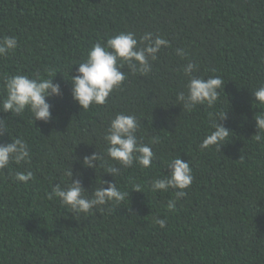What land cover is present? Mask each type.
Instances as JSON below:
<instances>
[{
  "label": "trees",
  "instance_id": "1",
  "mask_svg": "<svg viewBox=\"0 0 264 264\" xmlns=\"http://www.w3.org/2000/svg\"><path fill=\"white\" fill-rule=\"evenodd\" d=\"M129 31L137 39L146 32L162 36L169 46L149 74L125 67L126 80L107 102L82 110L71 96L78 63L94 43ZM5 36H15L18 47L0 56V100L4 79L16 74L51 77L63 95L48 100L47 123L33 122L27 111L0 112L11 137L23 138L31 153L30 162L0 172V264H264V133L254 120L264 107L253 95L264 86V0H0V39ZM189 60L199 65L194 75L224 81L213 108L189 113L175 104ZM223 112L218 123L231 132L228 143L202 151L215 114ZM117 113L135 115L138 138L155 141L151 167L134 164L114 177L122 191L139 184L143 192L87 216L72 214L48 199L51 186L69 182L71 168L89 195L102 179L114 182L82 160L104 152ZM8 133L0 143L11 142ZM176 157L189 162L193 182L169 211L176 190L153 192L150 184L168 174ZM28 170L27 184L14 179ZM154 216L167 217L166 228L154 225Z\"/></svg>",
  "mask_w": 264,
  "mask_h": 264
},
{
  "label": "clouds",
  "instance_id": "2",
  "mask_svg": "<svg viewBox=\"0 0 264 264\" xmlns=\"http://www.w3.org/2000/svg\"><path fill=\"white\" fill-rule=\"evenodd\" d=\"M169 41L162 36L155 37L151 32H146L137 39L135 32H121L109 37L106 41H98L88 50L86 59L78 63L76 75L71 76V96L82 110H88L91 106L104 105L109 96L126 80V67L132 74L147 75L152 71V64L158 59L162 47H168ZM18 47L15 36H5L0 39V56H6ZM176 54L185 57V49L177 48ZM77 65V64H76ZM198 63L189 60L183 68V74L187 77L185 91L177 93L175 104L181 106L185 112H192L197 106L205 105L213 108L224 89V81L220 76H209L207 79L198 77L194 73L198 70ZM72 69V68H71ZM6 95L0 100V112H11L12 116H20L25 111L31 114L33 122L45 123L52 119V105L50 98L63 95L61 85L54 83L51 77H30L26 74H16L4 79ZM255 101L264 107V86L253 91ZM227 112V111H226ZM226 112L216 113L211 130L205 135L199 148L203 151L221 147L228 143L230 131L223 124L218 123L226 119ZM257 133H264V111L254 115ZM140 122L132 114L117 113L109 123L104 134L107 145L103 153L93 152L85 155L82 165L96 171L97 167L104 169V174L113 177L114 182L102 179L100 187L88 194L82 185L81 179H73L72 168L65 172L69 178L64 186L60 183L51 186L48 199H58L60 204L72 214L89 215L94 209L103 211V207L115 203L119 205L132 191L143 192L139 184H134L130 191H122L118 188L114 177L121 174V168L127 169L139 165L142 169L152 165L155 153L151 144H145L138 138ZM8 133L3 120H0V137ZM9 134V133H8ZM10 135V134H9ZM11 137V135H10ZM256 140L261 135H255ZM107 157V160L106 158ZM31 153L28 143L23 138H12L10 143H0V172L9 169L11 164L21 165L28 163ZM114 163H109L108 161ZM118 164L120 167H116ZM169 172L163 177H154L150 188L153 192H167L169 189L176 190L174 199L168 201L166 207L173 211L176 203L186 196L193 182V170L189 162L180 157L173 158L168 162ZM79 176V174H77ZM14 179L27 184L33 179V172L17 171ZM107 185V187H105ZM153 224L161 229L166 228L167 217L159 216L152 218Z\"/></svg>",
  "mask_w": 264,
  "mask_h": 264
}]
</instances>
